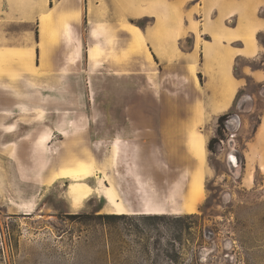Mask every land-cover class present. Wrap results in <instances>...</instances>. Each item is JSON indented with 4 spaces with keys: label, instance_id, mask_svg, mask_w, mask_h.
I'll return each instance as SVG.
<instances>
[{
    "label": "rangeland",
    "instance_id": "rangeland-1",
    "mask_svg": "<svg viewBox=\"0 0 264 264\" xmlns=\"http://www.w3.org/2000/svg\"><path fill=\"white\" fill-rule=\"evenodd\" d=\"M57 7L56 0H0L1 49L15 43L17 62L23 64L36 58L43 62L64 58L62 40L66 38L67 53L71 35L60 31L64 17L56 15ZM49 8L52 12L45 31ZM14 11L17 13L15 32L8 24ZM183 46L187 48L189 44ZM8 50L3 55L5 62L13 57ZM261 62L264 55L238 59L233 74L240 77L243 66H258ZM196 70L191 67V74L195 75ZM9 76L8 86L12 89L13 71ZM39 77V70L27 68H23L21 77L17 72L16 77L17 93L21 92L23 102L31 90L27 103L30 101L35 106L33 111L16 116L0 113V264H264V167L256 170L253 158L248 157L252 156L249 144L256 132L252 127L257 117L264 116V91L252 78L246 77L244 95L235 109L239 124L234 119L233 125L230 122L232 128L224 132L218 154L204 150L203 193L195 212L123 214L114 218L104 211L98 212L103 201L91 192L98 194L99 189H95L104 187V178L119 176L126 169L171 175L170 184L164 185L173 187V203L180 201L178 191L187 185L188 178L183 177L184 166L174 153L180 156L185 148L169 145L162 138L165 130L158 127V122L168 115L156 106L164 104L170 96L166 89L173 91L176 86L167 79L160 80V88L166 95L162 100L157 96H142L136 91L140 82L135 79L134 120L144 118L149 123L143 129L122 131L117 123L124 121L125 116L115 112L119 109L115 98L94 95L92 84L87 95L64 98L55 95L52 99L34 89V82L41 83L34 78ZM75 86L78 87V82ZM141 104L146 106L142 111L137 109ZM62 108L70 112L63 113ZM17 120L23 126L30 120L37 122L38 143L33 148L32 159L29 145L17 144V132L22 138L27 131L29 139V128L2 126L17 124ZM61 121H78L87 127L67 129L69 135H64L63 140L59 132L54 142H41L45 126ZM216 127V121L208 122L195 130L203 146L202 135L213 137ZM6 130L13 132L5 133ZM119 131L124 142H112L110 137ZM142 134L145 136L141 137ZM115 145H119L124 156L112 161ZM76 160L88 166L84 177L65 178L68 180L51 185L41 183V180L51 182V177L47 180L49 171L72 168ZM74 182L90 188L77 207H70L67 186ZM146 182L152 189L159 186L151 177Z\"/></svg>",
    "mask_w": 264,
    "mask_h": 264
},
{
    "label": "crops",
    "instance_id": "crops-1",
    "mask_svg": "<svg viewBox=\"0 0 264 264\" xmlns=\"http://www.w3.org/2000/svg\"><path fill=\"white\" fill-rule=\"evenodd\" d=\"M56 1V15L64 17L60 31L71 35L69 47L66 46L68 52L64 51V44L67 42L64 38L61 46L64 58L61 60L51 58L43 62L36 58L34 62L23 64L17 62L15 43L13 46H3L2 49L0 47V113L16 116L23 111H33L35 106L30 101L27 103L32 92L28 90L30 92L26 96L29 98L23 102V95L21 92L17 93L16 77L17 72L22 76L23 68L37 69L40 77L34 78V81L41 83L34 82L33 87L41 91L40 95L52 99L55 95L62 98L87 95L88 90H91L90 85L93 84L94 95L115 98V105L119 107L115 112L125 116L124 121L117 123L120 130L143 129L149 121L144 118L136 122L134 120V98L137 93L135 79L140 82V88L136 91H140L142 96H157L162 100H165L166 95L160 88V80L167 79L176 89H166L170 94L167 101L156 105L168 115L160 119L158 127L165 130L162 134L165 142L175 147L184 145L185 148L180 156L173 150L184 166L183 177L188 178L187 185L178 191L180 201L173 203V187L164 185L165 182L170 184L171 175L152 173L145 169H126L123 174L118 173L119 176L114 174L109 180L104 178V187H94L95 190L99 189V193L93 191L91 194L98 195L103 201L99 213H194L203 193V154L212 137L202 135L205 144L203 146V141L195 130L208 122L217 123V118L231 109L238 91L245 87L246 77L252 78L257 84L264 83V70L261 69L252 70L243 66L240 77L233 74L238 59H253L264 55V46L257 39L259 33L264 37V0ZM51 12L52 9L49 8L45 16V31ZM10 16L13 20L8 24L15 32L17 13L14 11ZM186 43L189 46L184 48ZM6 48L9 49L10 56H13L9 62H5L3 57L7 53ZM52 52L53 55L56 54V47ZM36 53L34 50V55ZM150 64L153 65V70L150 69ZM136 65L141 68H136ZM191 67L197 68L195 75L191 74ZM11 71L15 76L12 89L7 80ZM153 74L155 77L151 76ZM151 81L156 84L151 86ZM42 85L43 89L40 88ZM61 103L65 106L63 100ZM145 107V104H141L137 109L142 111ZM61 111L70 112L64 108ZM15 125L19 130L29 128V139L27 131L22 138H19L20 133L17 132V144H28L29 157L32 159L33 148L38 143V136L35 135L37 122L30 120L24 126L20 121L17 124H2L9 128ZM86 127V124L78 121L46 125L40 141L52 143L59 132L63 140L64 135H69L67 129ZM121 137L119 131L110 139L118 143L123 141L124 138ZM249 145L252 156L250 154L248 157L253 158L255 169L261 171L264 167V116L260 117ZM245 154L244 151L246 160ZM121 155L119 145H115L112 161L124 156ZM76 161L72 168L49 171L47 180L51 177V182L41 180V183L51 185L84 177L88 166ZM83 166L86 167L84 172L81 171ZM148 177L159 185L158 188L154 186L152 189L146 185ZM88 188L90 187L81 182L68 185V205L77 207L87 194Z\"/></svg>",
    "mask_w": 264,
    "mask_h": 264
},
{
    "label": "trees",
    "instance_id": "trees-1",
    "mask_svg": "<svg viewBox=\"0 0 264 264\" xmlns=\"http://www.w3.org/2000/svg\"><path fill=\"white\" fill-rule=\"evenodd\" d=\"M257 39H258L259 43L264 46V37L262 36V38H261L260 33L257 35ZM245 66H248L252 70H258V69L264 70V62L263 63L261 62L258 66H252V65H245ZM259 86L264 91V84H259ZM243 92H244V90H242V89L239 90L236 97H235V100L233 102L231 109L229 111H227L226 113L220 115L217 118V127L215 130V135L213 137H211L207 143V150L210 154L216 155L219 153L220 148H221L220 144L224 140V132L227 130H230L232 128V127L230 128V125H229L230 122L233 125V119L238 118V116L236 115L235 109L237 108V103H238L240 96H242V94L244 95ZM247 97H249L248 99H251V96L248 95ZM231 119H232V121H230ZM259 121H260V116L257 117L255 125L252 127L253 132L256 131L258 124H259ZM238 155H240V157H242L240 152ZM111 215L112 216H108V217L118 218V217L123 216V214H111Z\"/></svg>",
    "mask_w": 264,
    "mask_h": 264
},
{
    "label": "bare ground",
    "instance_id": "bare-ground-1",
    "mask_svg": "<svg viewBox=\"0 0 264 264\" xmlns=\"http://www.w3.org/2000/svg\"><path fill=\"white\" fill-rule=\"evenodd\" d=\"M195 143H198V142L196 141ZM198 149H200V148H198ZM76 162H77V161H76ZM77 163H78V162H77ZM81 163H82V162H81ZM75 167H76V166H75ZM83 167H84V166H83ZM85 168H86V167H84V168H81V171H83V172H84V171H85ZM83 172H82V173H83Z\"/></svg>",
    "mask_w": 264,
    "mask_h": 264
},
{
    "label": "water",
    "instance_id": "water-1",
    "mask_svg": "<svg viewBox=\"0 0 264 264\" xmlns=\"http://www.w3.org/2000/svg\"><path fill=\"white\" fill-rule=\"evenodd\" d=\"M235 122H237L239 124V120L238 118H234Z\"/></svg>",
    "mask_w": 264,
    "mask_h": 264
},
{
    "label": "flooded vegetation",
    "instance_id": "flooded-vegetation-1",
    "mask_svg": "<svg viewBox=\"0 0 264 264\" xmlns=\"http://www.w3.org/2000/svg\"><path fill=\"white\" fill-rule=\"evenodd\" d=\"M230 121H232V119Z\"/></svg>",
    "mask_w": 264,
    "mask_h": 264
}]
</instances>
